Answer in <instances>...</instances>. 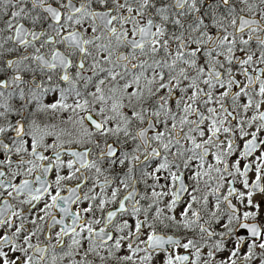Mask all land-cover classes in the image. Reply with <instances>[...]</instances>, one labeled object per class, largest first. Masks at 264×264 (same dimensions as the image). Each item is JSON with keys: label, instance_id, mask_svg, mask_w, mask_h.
I'll list each match as a JSON object with an SVG mask.
<instances>
[{"label": "snow or ice", "instance_id": "snow-or-ice-1", "mask_svg": "<svg viewBox=\"0 0 264 264\" xmlns=\"http://www.w3.org/2000/svg\"><path fill=\"white\" fill-rule=\"evenodd\" d=\"M0 264H264V0H0Z\"/></svg>", "mask_w": 264, "mask_h": 264}]
</instances>
